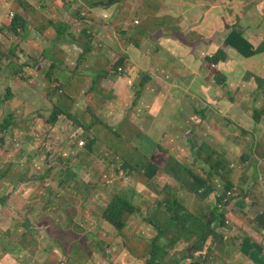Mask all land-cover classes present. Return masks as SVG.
Masks as SVG:
<instances>
[{
    "label": "rangeland",
    "instance_id": "374dc122",
    "mask_svg": "<svg viewBox=\"0 0 264 264\" xmlns=\"http://www.w3.org/2000/svg\"><path fill=\"white\" fill-rule=\"evenodd\" d=\"M8 1H12L14 7L25 3V0ZM34 1L42 6L47 3L56 6L54 0ZM60 1L65 15L53 18L54 21L62 19L64 24L60 28L66 24L70 31L72 25L68 20L71 18L80 22L77 27L90 31L97 27L95 23L98 19L112 9L113 13L125 17L127 27H135L133 35H140L131 36V41L126 39L124 43L120 37L113 40L119 49L123 45L132 48L134 54L130 50L121 53L127 56L128 62L122 57L113 63L106 56L107 46H103L101 52L104 56L99 71L93 77L97 80V87L99 80L108 73L109 80L119 76V67L133 70L137 82L129 77L133 83L131 86H143L166 68L171 73L169 81H172L175 75L170 50L186 49L183 44L196 49L199 35L215 36L216 32L208 25L207 19L209 15L221 11L216 7L217 0H112L115 5H110V0ZM175 1L192 3L187 18L181 17L185 8H177L179 4H174ZM2 4L3 0H0ZM143 10H146L144 14ZM12 15L15 16V13L12 12ZM17 19H21L18 21L21 25L15 29L13 24L15 33L23 30L26 24L21 17ZM109 29L118 31V22L111 23ZM228 29L225 27L223 33H228ZM17 36L20 34H11L9 38L11 59L0 53V71L12 62L9 66L11 74L18 83H22L23 72L15 68L20 65L24 75L32 77L33 84L17 101H5L0 106V170L4 171L5 166L19 165L21 170L17 174L20 179L31 176L21 188L23 193L31 196L11 225L6 224L4 218L9 220L12 212L5 213L4 218L0 216V235L5 234L0 241V264H159L162 259L158 262L151 260L152 242L160 233L152 220L167 228L173 215H176L180 221H186L185 228H188L198 216H208L211 207H214L209 199L199 195L198 190L204 186L190 173L189 165L193 168L192 173L210 185L209 192L216 188L223 191L229 188V184L237 186V183L240 185L236 192L242 195L248 189V177L256 180L253 186L261 183L264 169L254 168L253 165L246 169L232 165L233 162L242 163V159L246 161L247 155L228 158L221 152L206 153L205 158L190 154L188 159H184L186 156L179 152V147L165 138L164 147L174 153L169 150L166 154H157V158L161 161L167 155L178 158L170 165L172 178L179 185H185V181L191 179L188 182L199 188L195 190L187 186V195H180L184 190L175 188L178 195L173 194L170 177L157 174V164L144 168L147 162L145 156L149 154L142 156L141 152H137L143 135L145 110L151 108L148 103L142 105L140 100H136L134 92L137 91L130 89L134 96L130 95L125 103H115L111 93L105 89L93 90L95 94L103 92L104 95H88L82 87L74 92L71 89L72 80L61 77L45 62L41 47L25 48L24 40L28 38V32L20 38L19 45L16 43L19 40ZM19 48L21 54L16 55ZM120 60L123 62L118 64ZM19 87L21 89L22 86ZM155 92V89L151 90L150 96ZM214 95L211 101L218 99L219 94ZM150 96L147 95V98ZM221 107L222 104L217 103V108ZM167 108V105L162 106L165 111ZM247 108L264 114V103L259 102L241 104L237 113ZM6 118L11 124L3 128ZM163 119L168 124V117ZM258 128L259 124L253 137L242 134L240 140L243 143L247 141V152L264 156V133H257ZM244 132L251 135L247 130ZM170 138L175 139L173 136ZM210 158L211 162H207ZM218 159L221 160L219 163ZM49 167L52 170L46 173ZM45 173L47 176L42 179ZM155 177L159 185L155 184ZM117 195L125 196L134 206V212H127L123 217L127 224L123 230L114 227L105 218L106 209ZM232 202L237 203L238 198ZM227 205L224 202V206ZM231 228L230 236L218 242L221 252H225L234 241L239 244L245 233L243 226L236 222L231 224ZM179 232L178 228L168 229L164 235L182 237L184 234ZM188 247V244H180L176 256L169 257L171 264H200L190 256L194 249L188 251ZM214 252L219 256L217 247H214ZM181 259L186 260L181 262ZM214 260L215 257L211 256L208 264Z\"/></svg>",
    "mask_w": 264,
    "mask_h": 264
},
{
    "label": "crops",
    "instance_id": "0c3cea01",
    "mask_svg": "<svg viewBox=\"0 0 264 264\" xmlns=\"http://www.w3.org/2000/svg\"><path fill=\"white\" fill-rule=\"evenodd\" d=\"M54 2L56 6L51 3L42 6L34 0H25V3L14 7L12 1L3 0V4L0 5L1 55L11 59L10 35L20 34L16 37L19 39L16 42L19 45L20 38L28 32V38L24 40L25 48L41 47L45 62L58 75L72 80V91H78L82 87L88 95H104L103 92L95 94L93 90L105 89L111 93L115 103H125L124 101L135 93L136 100H140V104L148 103L151 108L145 110L146 116L142 123L143 135L137 152L149 154L147 157L153 165L157 164L159 167L157 174L170 177L169 184L173 194L178 195L175 188H180L184 190L180 195H187V186L194 188V184L188 182L191 181L189 179L185 181V185H179L176 179L172 178L169 173L170 165L174 160H179L178 158H173V155H167L164 161L157 158V154H166L169 150L174 153L172 149L164 147L165 138L179 147V152H183L186 156L184 159H188L190 154H199L204 146H208L204 154L222 152L228 158L237 157L239 154L243 158L247 155L246 161L242 159L240 160L242 163L233 162V166L246 169L253 165L254 168L264 169V156L259 153L254 156L256 152H247L245 150L247 141L243 143L240 140L242 134L253 137L254 129L258 124L257 133H264V114L260 116L259 111H250L249 108L237 113L241 104L264 103L262 0H217L216 7L221 8V11L209 15L207 19L208 25L210 24L216 35L209 37L199 35L200 39L195 44L196 49L183 44L186 49L170 50V60L173 62L175 75L172 81H169L171 73L166 68L161 75L150 78L146 84L139 87H135L136 84L129 86L127 83V79L131 81L129 77L134 75L133 70L129 68L125 76H117L112 80H109L110 73H108L99 80L98 87L95 84L97 80L93 78L104 56L101 52L103 46H107L106 56L113 63L122 57L128 62L127 56H122L121 53L130 50L134 54L132 48L123 45L119 49L113 40L120 37L124 43L126 39L131 41V36L139 37L140 35H133L135 27L133 25L127 27L128 22L125 17L113 13L111 9L110 13L98 19V23L92 20L97 27L90 31L85 27H77L80 22L70 18L68 21L72 28L68 31L66 24L60 28V25L64 24L61 18L53 20L54 17L65 15V10L60 7L62 2L60 0ZM109 4L115 5V1L110 0ZM174 4H179L177 8H185L181 17L187 18L192 3L175 1ZM11 12L15 13V17H21L25 21L23 30L16 33L12 30ZM145 12L146 10H143L142 14ZM117 22L118 31H111L109 26ZM218 26L219 28L216 29ZM225 27H229L226 31L228 33H223ZM131 47L136 48L134 45ZM155 52L159 53V51ZM20 54L19 48L16 55ZM15 68L23 72L22 83H18L12 76L10 68L4 67L0 71L2 73L0 74V106L5 101H17L21 95L31 89L33 84L32 77L24 75L22 66L17 65ZM134 81L137 82V77ZM19 86H22L21 89ZM130 89L137 92L132 94ZM154 89L156 92L150 96V91ZM217 93L218 99L211 101V97H215L214 94ZM147 95L150 97L147 98ZM217 103L222 104L220 109L217 108ZM164 105L168 107L166 111L162 109ZM256 115L261 118L260 121L257 120ZM164 116L168 117V124L163 121ZM241 127L251 135L245 134V130ZM170 136L175 139H171ZM199 157L202 158L200 154ZM188 168L195 177L196 174L192 173L193 168L190 165ZM20 170L19 165L5 166L4 171L0 170V216L4 218L5 213L12 212L9 220L4 218L8 225H11L13 218L25 208L31 196L21 190L25 180L31 176L20 179L17 174ZM46 173L42 179L46 178ZM156 179L158 178L155 177L154 182L159 185L160 182ZM246 180L248 187L246 193L234 198H238L237 203L229 204L228 211L225 212V222L220 224L223 225L220 227L222 230H217L215 240L209 242V249L197 257L196 262L208 264L212 256L215 257L212 264H264V173H261L259 185L253 186V181L256 183L253 177H248ZM45 202H48L47 198ZM26 217L23 220L24 226ZM228 219L232 221L231 224L236 222L239 226H243L245 233L241 236L239 244L234 241L225 252H221L218 242L225 238L220 231H224L229 236L232 232L231 225H226ZM217 222L219 223L220 220ZM3 235H0V241ZM245 242L247 253L244 251ZM214 247L218 248L219 256H216Z\"/></svg>",
    "mask_w": 264,
    "mask_h": 264
},
{
    "label": "trees",
    "instance_id": "16d2710c",
    "mask_svg": "<svg viewBox=\"0 0 264 264\" xmlns=\"http://www.w3.org/2000/svg\"><path fill=\"white\" fill-rule=\"evenodd\" d=\"M17 21H21V19H17L14 23L15 29H17L16 27H19V25H21ZM122 62L123 60H120L118 64H121ZM258 114L262 115V113L260 112H258ZM256 116H254V118H256ZM257 120L260 121V117L257 116ZM2 124L3 128H7L11 123L6 118ZM206 147L208 146H204L201 149L199 153L201 157H204V155L205 157L207 156V154H204L206 151ZM206 161L211 162V158L207 159ZM220 161L221 160L218 159L217 163H219ZM196 177L200 180V182L205 183L200 176L196 175ZM228 186H232V184H229ZM175 203H178V200H175ZM218 211L219 209L215 208L208 216H198L196 222L188 228H185L186 221H180L176 215H173V219L169 222L167 228L161 227L157 222L152 220V223L156 228L160 230V233L159 236L156 237L152 242L153 250L151 254V260L158 262L160 259L163 260L170 257L172 251L175 250L177 243L179 241H182L181 239H183L184 237H186L184 238L185 241H189L193 244L194 252H198L201 250L207 251L210 247L209 240L213 235L216 236L217 234L215 219H224V214H218ZM127 212H134V206L125 196L117 195L106 209L105 218L114 227L118 228L119 230H123L125 226H127V224H125V222L123 221V217H125V213ZM175 228H178L180 230L179 234L184 235L182 237L175 236L174 238L170 234L164 235L168 231V229ZM244 251L245 253H247L246 242L244 243ZM192 256L194 257L195 255L193 254Z\"/></svg>",
    "mask_w": 264,
    "mask_h": 264
},
{
    "label": "clouds",
    "instance_id": "9594fccd",
    "mask_svg": "<svg viewBox=\"0 0 264 264\" xmlns=\"http://www.w3.org/2000/svg\"><path fill=\"white\" fill-rule=\"evenodd\" d=\"M12 15V12H11V14H10V20L12 21V23H11V28H12V26H13V24L16 22V20H17V17H15V16H11ZM1 46H2V42H1V38H0V48H1ZM12 63V62H11ZM10 63V64H11ZM10 64H8V65H6L5 67L6 68H9V66H10ZM100 67V66H99ZM99 67L97 68V71H99ZM126 71H127V68L125 69V68H123V67H119V69H118V75H119V77L120 76H125L126 75ZM96 74V73H95ZM95 74H93V77L95 76ZM135 82V81H134ZM127 83L129 84V86H131L133 83L129 80V79H127ZM141 155L142 156H145L144 154H142L141 153ZM146 158H147V162H146V165H145V167L144 168H148V165L150 164V167L153 165V162H151V160L149 159V157H147V156H145ZM52 169V167H49V169H48V171H50ZM47 171V172H48ZM195 178H196V180L202 185V186H204V187H201L199 190H198V193H199V195L200 196H202L205 200L206 199H209V202L211 201L212 203H213V205L212 206H214V207H211V209L212 210H214L215 208H218L219 209V211H218V214H224V219L223 220H221L220 218H216L215 219V224H216V230H222V228L220 229V227L221 226H223V225H220V224H223L224 222H225V219H226V214H225V211H224V208H227V211H228V206H229V203H232V200L235 198V197H239L240 196V194L239 193H237L236 192V190H237V187L238 186H228L229 188H227V189H224L223 191H219L217 188L216 189H212V191L211 192H209L208 191V188H209V186L210 185H207L206 183H202V182H200V180L196 177V175H195ZM229 191H235L234 192V195H231V196H228V192ZM224 197H228V200L227 201H224ZM210 198H212V200H210ZM176 200V199H175ZM219 202H223V206L222 207H220V205H219ZM224 202H226V203H228V205L227 206H224ZM226 211V212H227ZM210 213H212V211H210ZM217 220H220V222L218 223L217 222ZM231 220L230 219H228L227 221H226V225H231ZM224 230V229H223ZM220 234H224V237H226V238H228L229 236H228V234H226L224 231H220ZM217 235V234H216ZM215 240V235H213L212 237H211V239L209 240V242L210 241H214ZM182 243H185V244H188L189 245V247L187 248V250L189 251V249H194V247H193V244L191 243V242H189V241H185V240H182V241H179L178 243H177V246H176V248H175V250H173L172 251V254H171V256H173V257H175L176 256V252L178 251V249H179V246H180V244H182ZM204 252L205 251H198V252H194L193 254L195 255L194 256V258L196 259L197 257V255L198 254H200V255H202V254H204ZM193 254H191L190 256H192ZM193 257V256H192ZM198 257H200V256H198ZM182 260V259H181ZM186 259H183L181 262H183V261H185ZM163 262L161 263V264H166V263H168V261H171L170 260V258L168 257V258H166V259H163L162 260ZM180 261V260H179ZM172 263V261L170 262V264Z\"/></svg>",
    "mask_w": 264,
    "mask_h": 264
},
{
    "label": "built area",
    "instance_id": "2783aa9c",
    "mask_svg": "<svg viewBox=\"0 0 264 264\" xmlns=\"http://www.w3.org/2000/svg\"><path fill=\"white\" fill-rule=\"evenodd\" d=\"M11 16H13V15H11ZM231 195H234V191H229L228 192V196H231ZM228 200V197H224V201H227ZM219 205H220V207H222L223 206V202H219Z\"/></svg>",
    "mask_w": 264,
    "mask_h": 264
}]
</instances>
